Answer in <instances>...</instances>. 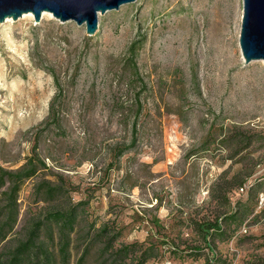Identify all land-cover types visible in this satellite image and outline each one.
<instances>
[{"label":"rangeland","instance_id":"1","mask_svg":"<svg viewBox=\"0 0 264 264\" xmlns=\"http://www.w3.org/2000/svg\"><path fill=\"white\" fill-rule=\"evenodd\" d=\"M242 18L243 0H137L100 16L91 37L52 14L0 23V168L34 155L48 167L23 186L0 261L48 212L81 204L70 264L115 263L103 226L122 231L117 249L159 247L147 264H206L194 222L236 210L243 223L224 225L218 264H264V61L245 64ZM43 183L65 194L49 199Z\"/></svg>","mask_w":264,"mask_h":264},{"label":"trees","instance_id":"2","mask_svg":"<svg viewBox=\"0 0 264 264\" xmlns=\"http://www.w3.org/2000/svg\"><path fill=\"white\" fill-rule=\"evenodd\" d=\"M130 63L135 75L138 76V67L136 63V44L130 48ZM59 93H61V85L56 78ZM60 95H57L52 102L49 113V120L57 121L58 111L57 102ZM142 107L139 106L138 112ZM58 123V122H56ZM137 126L133 128L134 141H136ZM128 148L127 150H129ZM125 152L120 153L122 156ZM47 164L40 160L38 155L28 159V162L17 171H9L0 168V244L5 242L9 235L13 232L18 223L20 209L19 196L25 183L35 178L41 171L47 169ZM39 193L44 194L49 199H56L65 194V188L61 186H51L43 183L39 186ZM81 204L72 205L67 209L57 208L48 212L43 219L38 220L30 228L27 237L20 241L18 245L10 252L9 258L5 261L1 260L0 264H70L71 261V245L72 234L76 230L79 217V207ZM236 210L226 216V221L221 219L195 221L193 224V232L197 237L199 248H208L210 251L209 258L206 264H218V254L214 247L217 241L223 242L230 238L229 230L225 224L243 223L241 211ZM153 225L157 229H162L160 219L154 218ZM49 231L52 235L49 242L43 241V233ZM58 236V242L55 246V235ZM122 231L116 230L114 227L103 226L98 232V238L104 239L103 252L109 254L111 258H115L114 264H124L126 260H132L137 264H147L157 254H154L156 249L160 248L151 245L147 249L138 245H123L119 249L115 247V243L121 237ZM167 237H164L166 240ZM164 240V241H165ZM170 240L164 245H168ZM53 243L54 246H50ZM175 243V241H174ZM177 253L179 252L178 244H173ZM57 253L55 249L57 248ZM198 253V251H195ZM139 254V255H138ZM84 257L81 258V262Z\"/></svg>","mask_w":264,"mask_h":264},{"label":"water","instance_id":"3","mask_svg":"<svg viewBox=\"0 0 264 264\" xmlns=\"http://www.w3.org/2000/svg\"><path fill=\"white\" fill-rule=\"evenodd\" d=\"M137 0H0V23L18 21L32 14L40 24L44 13L61 23L75 22L86 26L88 36L99 29V17ZM240 47L245 64L264 61V0H243Z\"/></svg>","mask_w":264,"mask_h":264},{"label":"bare ground","instance_id":"4","mask_svg":"<svg viewBox=\"0 0 264 264\" xmlns=\"http://www.w3.org/2000/svg\"><path fill=\"white\" fill-rule=\"evenodd\" d=\"M45 15H51V14L50 13H44L43 16H45ZM25 16H31V14H28V15H25ZM222 31H223V35H221L219 43H220L222 49L229 48L231 43H229L228 39L225 38V32H226L225 26L223 27ZM227 53H228V50H227ZM233 54L234 55L236 54L235 50H233ZM233 59H234L233 55H232V57H230L228 55L229 63H232Z\"/></svg>","mask_w":264,"mask_h":264},{"label":"built area","instance_id":"5","mask_svg":"<svg viewBox=\"0 0 264 264\" xmlns=\"http://www.w3.org/2000/svg\"><path fill=\"white\" fill-rule=\"evenodd\" d=\"M245 188H246V186H243V187L240 189V191H241L242 193H244V192H245Z\"/></svg>","mask_w":264,"mask_h":264}]
</instances>
